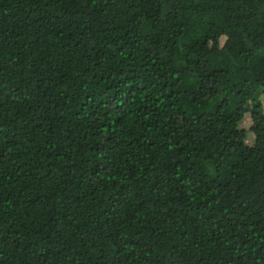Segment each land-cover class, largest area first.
<instances>
[{"label": "trees", "instance_id": "16d2710c", "mask_svg": "<svg viewBox=\"0 0 264 264\" xmlns=\"http://www.w3.org/2000/svg\"><path fill=\"white\" fill-rule=\"evenodd\" d=\"M0 264H264V0H0Z\"/></svg>", "mask_w": 264, "mask_h": 264}, {"label": "rangeland", "instance_id": "374dc122", "mask_svg": "<svg viewBox=\"0 0 264 264\" xmlns=\"http://www.w3.org/2000/svg\"><path fill=\"white\" fill-rule=\"evenodd\" d=\"M246 126L248 125L247 123H244Z\"/></svg>", "mask_w": 264, "mask_h": 264}]
</instances>
